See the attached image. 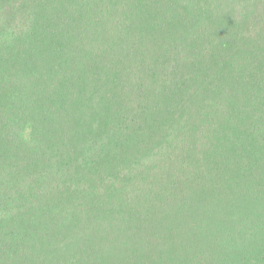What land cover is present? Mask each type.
Listing matches in <instances>:
<instances>
[{"label":"trees","instance_id":"obj_1","mask_svg":"<svg viewBox=\"0 0 264 264\" xmlns=\"http://www.w3.org/2000/svg\"><path fill=\"white\" fill-rule=\"evenodd\" d=\"M0 264H264V0H0Z\"/></svg>","mask_w":264,"mask_h":264}]
</instances>
